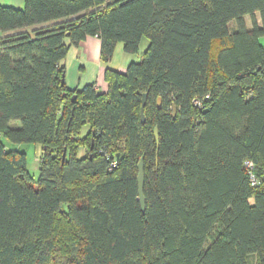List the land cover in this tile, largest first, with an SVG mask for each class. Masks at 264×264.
Instances as JSON below:
<instances>
[{
    "label": "trees",
    "instance_id": "1",
    "mask_svg": "<svg viewBox=\"0 0 264 264\" xmlns=\"http://www.w3.org/2000/svg\"><path fill=\"white\" fill-rule=\"evenodd\" d=\"M23 3L0 5V264H264V0ZM87 37L147 47L70 90ZM3 140L41 146L37 177Z\"/></svg>",
    "mask_w": 264,
    "mask_h": 264
},
{
    "label": "crops",
    "instance_id": "2",
    "mask_svg": "<svg viewBox=\"0 0 264 264\" xmlns=\"http://www.w3.org/2000/svg\"><path fill=\"white\" fill-rule=\"evenodd\" d=\"M0 5L8 6L15 9H23V0H0ZM256 20L259 23V17L256 15ZM244 22L247 29L251 28L249 18H244ZM6 33L0 31V38L5 36ZM263 39H260L262 43ZM143 44V40L141 42ZM79 46H70L65 59L62 61V65L65 69V83L70 90H79L85 85L95 84V88L100 93H105L107 85L103 81V74L106 68L116 69L118 72H123V68H113L109 63H104L100 59V41L96 37H87L84 41L78 44ZM147 47V41L145 40L144 46ZM145 50V49H144ZM144 52V51H143ZM142 52V53H143ZM71 54V55H70ZM111 60V59H110ZM92 64V69L96 67L95 80H86L83 78L87 75L86 65ZM112 67V68H111ZM69 75V77H68ZM82 85V87H81Z\"/></svg>",
    "mask_w": 264,
    "mask_h": 264
},
{
    "label": "rangeland",
    "instance_id": "3",
    "mask_svg": "<svg viewBox=\"0 0 264 264\" xmlns=\"http://www.w3.org/2000/svg\"><path fill=\"white\" fill-rule=\"evenodd\" d=\"M262 44L264 46V38H262ZM145 40H143V44L140 45L139 53L138 54H127L123 51L122 44L118 43L115 47L113 56L110 61L104 62L109 63L113 68H123L124 71L126 67L131 62H138L141 58V53L144 51ZM79 46V45H77ZM71 55V54H70ZM111 67V68H112ZM87 75L83 78L84 82H87L86 80H95V72L97 71L96 67L92 69V64L89 62L86 65ZM116 70V69H114ZM123 71V72H124ZM69 77V75H68ZM104 81V80H103ZM82 87V85H81ZM84 87V86H83ZM81 89V88H80ZM87 131V126H85L82 129V132ZM83 133V134H84ZM6 149L9 150H19L21 152H24L26 155V163H27V169L31 173L32 176L37 177V169H38V161L41 157V146L38 144H12L8 142L7 140H3Z\"/></svg>",
    "mask_w": 264,
    "mask_h": 264
},
{
    "label": "water",
    "instance_id": "4",
    "mask_svg": "<svg viewBox=\"0 0 264 264\" xmlns=\"http://www.w3.org/2000/svg\"><path fill=\"white\" fill-rule=\"evenodd\" d=\"M64 83V80L62 79V84ZM146 98H147V94H143L142 95V99H141V107H140V120L141 123H144V106L146 104ZM158 105H160L161 100L158 99ZM172 115L174 117L175 115V108H172ZM154 139H155V143L156 146H158V131L155 128L154 129ZM137 194H138V201H139V205H140V210L141 212H144L145 210V199L143 196V184H144V174H143V163H142V159H140L138 165H137Z\"/></svg>",
    "mask_w": 264,
    "mask_h": 264
},
{
    "label": "built area",
    "instance_id": "5",
    "mask_svg": "<svg viewBox=\"0 0 264 264\" xmlns=\"http://www.w3.org/2000/svg\"><path fill=\"white\" fill-rule=\"evenodd\" d=\"M195 104H199L198 102H195ZM244 167L245 169L248 171V174H249V178H250V183L252 186H256L257 184V180L256 178L254 177V174H253V163L251 161H245L244 162Z\"/></svg>",
    "mask_w": 264,
    "mask_h": 264
}]
</instances>
